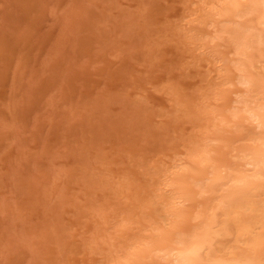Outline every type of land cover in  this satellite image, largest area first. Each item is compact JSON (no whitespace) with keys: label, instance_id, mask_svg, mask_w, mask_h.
Segmentation results:
<instances>
[{"label":"rangeland","instance_id":"374dc122","mask_svg":"<svg viewBox=\"0 0 264 264\" xmlns=\"http://www.w3.org/2000/svg\"><path fill=\"white\" fill-rule=\"evenodd\" d=\"M197 3L0 0V231L42 249L15 264H96L85 244L131 227L201 84L172 43L219 15Z\"/></svg>","mask_w":264,"mask_h":264},{"label":"clouds","instance_id":"9594fccd","mask_svg":"<svg viewBox=\"0 0 264 264\" xmlns=\"http://www.w3.org/2000/svg\"><path fill=\"white\" fill-rule=\"evenodd\" d=\"M197 7L219 15L172 37L201 81L190 117L149 177L131 227L85 244L96 264H264V0ZM160 62L158 48L148 53L150 69ZM21 249L42 250L12 228L0 231V264H15Z\"/></svg>","mask_w":264,"mask_h":264}]
</instances>
